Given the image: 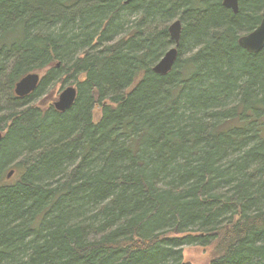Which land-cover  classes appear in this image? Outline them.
Returning a JSON list of instances; mask_svg holds the SVG:
<instances>
[{
  "label": "trees",
  "instance_id": "trees-1",
  "mask_svg": "<svg viewBox=\"0 0 264 264\" xmlns=\"http://www.w3.org/2000/svg\"><path fill=\"white\" fill-rule=\"evenodd\" d=\"M263 15L264 0H0V264H190L182 246L210 244V264H264V46L238 44ZM63 78L70 108L34 105Z\"/></svg>",
  "mask_w": 264,
  "mask_h": 264
},
{
  "label": "water",
  "instance_id": "water-1",
  "mask_svg": "<svg viewBox=\"0 0 264 264\" xmlns=\"http://www.w3.org/2000/svg\"><path fill=\"white\" fill-rule=\"evenodd\" d=\"M129 2L130 0H124ZM239 0H222V4L236 12ZM181 22L179 19L173 20L168 25V32L173 41V45L164 53V55L154 64L152 70L159 74L167 73L173 66L177 55V45L180 38ZM238 44L249 52H258L264 46V15L260 22L248 33L238 38ZM40 81L38 72H29L22 76L14 85V94L17 97L25 96L36 88ZM76 97V87L67 86L58 95L57 100L53 102V107L58 111H64L71 107ZM2 138V130L0 129V139ZM13 170L7 172V178H10Z\"/></svg>",
  "mask_w": 264,
  "mask_h": 264
},
{
  "label": "rangeland",
  "instance_id": "rangeland-1",
  "mask_svg": "<svg viewBox=\"0 0 264 264\" xmlns=\"http://www.w3.org/2000/svg\"><path fill=\"white\" fill-rule=\"evenodd\" d=\"M38 72L40 78L44 74L45 70L35 71ZM81 79V76L79 77ZM76 83L73 79L60 80L54 85H49L45 88L44 92L38 96L34 105L48 107L53 106V102L57 100L60 92L67 86H74ZM108 102V101H105ZM5 105H7L3 100L0 101V110L4 111ZM100 108L96 106L93 110V118L97 120L99 117ZM13 169L12 167L7 168L4 172ZM11 179V178H10ZM215 244H210L208 246L200 245H184L182 246V261L189 262L190 264H210L212 257L215 255Z\"/></svg>",
  "mask_w": 264,
  "mask_h": 264
},
{
  "label": "flooded vegetation",
  "instance_id": "flooded-vegetation-1",
  "mask_svg": "<svg viewBox=\"0 0 264 264\" xmlns=\"http://www.w3.org/2000/svg\"><path fill=\"white\" fill-rule=\"evenodd\" d=\"M172 45H173V41H172Z\"/></svg>",
  "mask_w": 264,
  "mask_h": 264
}]
</instances>
